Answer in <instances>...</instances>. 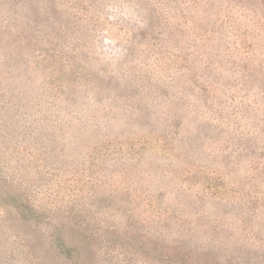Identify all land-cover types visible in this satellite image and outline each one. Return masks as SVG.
Wrapping results in <instances>:
<instances>
[{"label": "rangeland", "instance_id": "rangeland-1", "mask_svg": "<svg viewBox=\"0 0 264 264\" xmlns=\"http://www.w3.org/2000/svg\"><path fill=\"white\" fill-rule=\"evenodd\" d=\"M158 3L0 0V264H264V0Z\"/></svg>", "mask_w": 264, "mask_h": 264}, {"label": "trees", "instance_id": "trees-1", "mask_svg": "<svg viewBox=\"0 0 264 264\" xmlns=\"http://www.w3.org/2000/svg\"><path fill=\"white\" fill-rule=\"evenodd\" d=\"M158 1H160L161 2V4L162 3H164V5H162V6H160V10H161V12L163 13V20H164V17H167V12H166V10H165V7L167 6V4H169V3H173V4H178L179 3V0H158ZM159 4V3H158ZM161 4H159V5H161ZM159 5H157V6H159ZM227 17H228V15H227ZM218 19H220V17H217ZM256 18V13L254 12V13H252V16H250V17H247V16H244V19H245V21H247L248 23H251L252 25H254V19ZM227 19V18H226ZM261 22L264 24V17L263 18H261ZM214 23V22H213ZM74 28V27H73ZM220 79H223V77L221 76V74L219 73L218 75H217ZM220 81H224V80H220ZM195 82H197L196 80H195ZM216 85H219V83H216V82H214ZM213 82H211V79L209 80V85H208V82H206V84H202L201 86H198L201 90H204V91H207V89H208V87L209 86H213L212 84H214ZM227 83V82H226ZM170 84V83H169ZM169 84H165V86H167L168 85V87H169ZM208 103H209V105H213L211 102H209V100H208ZM235 110H238V109H235ZM237 112H239V111H237ZM220 114L222 115V117H227V114H226V112H224L223 110H220ZM175 121H174V118L173 117H171V118H169L167 121H165V122H160V123H158V125H159V127H160V129L162 130V131H167L168 132V130L170 129V128H173V129H177V128H175L176 127V124L174 123ZM157 125V126H158ZM239 129V128H238ZM238 129H236V131H238ZM160 144H158L159 146H160V149H159V151L161 150V146L162 147H164V151H166V148L167 147H169V146H171V144L170 143H168L166 140L165 141H161L160 140V142H159ZM164 146H163V145ZM154 152L153 154H151V156H153V157H159V155H160V152Z\"/></svg>", "mask_w": 264, "mask_h": 264}]
</instances>
